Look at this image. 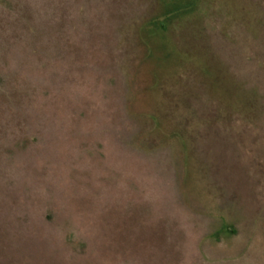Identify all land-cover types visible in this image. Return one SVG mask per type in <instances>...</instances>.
<instances>
[{
    "label": "rangeland",
    "instance_id": "obj_1",
    "mask_svg": "<svg viewBox=\"0 0 264 264\" xmlns=\"http://www.w3.org/2000/svg\"><path fill=\"white\" fill-rule=\"evenodd\" d=\"M0 0V264H264V0Z\"/></svg>",
    "mask_w": 264,
    "mask_h": 264
},
{
    "label": "trees",
    "instance_id": "obj_2",
    "mask_svg": "<svg viewBox=\"0 0 264 264\" xmlns=\"http://www.w3.org/2000/svg\"><path fill=\"white\" fill-rule=\"evenodd\" d=\"M201 0H164L167 9L161 16L154 19L153 26L160 31L167 30V24L180 16L191 15L199 6Z\"/></svg>",
    "mask_w": 264,
    "mask_h": 264
}]
</instances>
